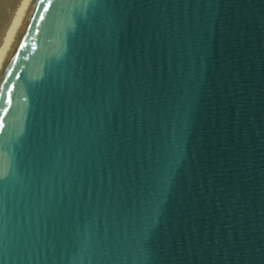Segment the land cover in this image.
<instances>
[{"label":"water","instance_id":"95a60500","mask_svg":"<svg viewBox=\"0 0 264 264\" xmlns=\"http://www.w3.org/2000/svg\"><path fill=\"white\" fill-rule=\"evenodd\" d=\"M0 264H264V0H32Z\"/></svg>","mask_w":264,"mask_h":264},{"label":"bare ground","instance_id":"6f19581e","mask_svg":"<svg viewBox=\"0 0 264 264\" xmlns=\"http://www.w3.org/2000/svg\"><path fill=\"white\" fill-rule=\"evenodd\" d=\"M32 0H0V60Z\"/></svg>","mask_w":264,"mask_h":264}]
</instances>
